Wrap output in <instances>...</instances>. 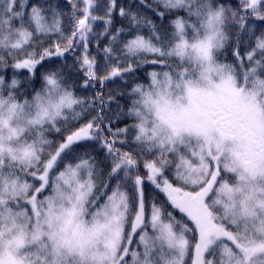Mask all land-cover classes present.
I'll return each instance as SVG.
<instances>
[{"label":"snow or ice","instance_id":"snow-or-ice-1","mask_svg":"<svg viewBox=\"0 0 264 264\" xmlns=\"http://www.w3.org/2000/svg\"><path fill=\"white\" fill-rule=\"evenodd\" d=\"M154 3L167 27L119 0H0V264H264V0ZM18 70L40 72L30 99ZM126 77L113 130L103 89Z\"/></svg>","mask_w":264,"mask_h":264},{"label":"trees","instance_id":"trees-1","mask_svg":"<svg viewBox=\"0 0 264 264\" xmlns=\"http://www.w3.org/2000/svg\"><path fill=\"white\" fill-rule=\"evenodd\" d=\"M214 2L218 5H224L226 7H234L236 4L239 3V0H214ZM49 3L57 5L61 11H64V12L70 11V5L65 7V5L67 4V0H49ZM119 3L125 6L131 5L132 6L131 11L136 12L141 17H146V18L154 20V22L157 25H160L163 23L166 27L168 26V20L161 21L159 17L155 15V12L153 11V9L162 10V8H158V5L154 3V0H145V3L143 5L140 3V0H119ZM176 15L184 16L185 13L182 10L176 11L169 17V19H174ZM65 23L67 26L66 18H65ZM126 24H127V21L121 20L117 16L115 24H114V28L120 27L121 25L126 26ZM257 24H260L261 27H264V22L257 21ZM101 29H102V24H98L96 27L97 32H99ZM228 35H229V43L226 46L225 51L220 54V58L222 60L226 58L227 61L230 62L232 60V56H231L232 45H234L236 42V30L235 29L229 30ZM243 39H246V37H244ZM103 43H106V41L102 42L101 47L103 46ZM241 51L243 52V45L241 47ZM73 59L74 58L72 56L68 57L67 63L69 67L65 69V72L68 74L69 82L75 79V73L71 72V69H70ZM8 63L10 65L12 61L9 59ZM58 66L59 64L54 65L53 67L55 68ZM45 67H47V65H45ZM151 70L153 69L147 65L144 66V68L138 70L136 73V76L138 77V79H136L134 82L135 83H146L147 82L146 73ZM40 71L42 72L43 69H41ZM0 75H3L5 77V80L10 83L13 78V69L10 66L5 67L2 70H0ZM16 76L20 80L18 91L24 94V95H21L20 97L21 99H24L25 96L30 99L31 96L34 94V92L36 90H39V88L42 86L40 72H38L36 77L31 81L25 78L26 72L24 70H18L16 73ZM126 81L117 79L115 80V82H109L103 89L105 96H107L108 93H111L113 96H115V101L111 102L110 107L105 109L106 116H107V119L105 120V124H107L109 120L113 121L111 125L113 130H115L116 128H122L125 125L132 123L131 118L127 117L125 114L127 112V109L130 103V98L128 96V93L131 87L133 86V81L131 77H126ZM98 90H100L99 84H96L94 88L92 86H89L88 88H81L79 85H77L75 92L78 96L87 97V96L94 95L95 91H98ZM62 135L63 134H56L55 132H53L49 135V139L59 141L62 138ZM129 141H131V135L129 136ZM93 147L98 149V145L96 144H94ZM93 154L96 155L99 161H103L104 159L103 151L98 150L94 152ZM101 167H104V165L102 164ZM103 178L104 179L107 178V168H105ZM114 183L115 181H113V184ZM148 189L149 190L151 189L150 185L148 186Z\"/></svg>","mask_w":264,"mask_h":264}]
</instances>
